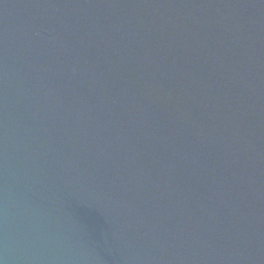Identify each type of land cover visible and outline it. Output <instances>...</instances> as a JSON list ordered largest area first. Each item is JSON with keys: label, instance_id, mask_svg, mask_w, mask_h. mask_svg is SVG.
Listing matches in <instances>:
<instances>
[{"label": "water", "instance_id": "water-1", "mask_svg": "<svg viewBox=\"0 0 264 264\" xmlns=\"http://www.w3.org/2000/svg\"><path fill=\"white\" fill-rule=\"evenodd\" d=\"M0 264H264V0H0Z\"/></svg>", "mask_w": 264, "mask_h": 264}]
</instances>
